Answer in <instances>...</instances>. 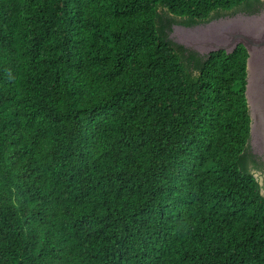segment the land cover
<instances>
[{
  "label": "trees",
  "instance_id": "trees-1",
  "mask_svg": "<svg viewBox=\"0 0 264 264\" xmlns=\"http://www.w3.org/2000/svg\"><path fill=\"white\" fill-rule=\"evenodd\" d=\"M264 0H0V264H264L248 52L170 39Z\"/></svg>",
  "mask_w": 264,
  "mask_h": 264
},
{
  "label": "water",
  "instance_id": "water-1",
  "mask_svg": "<svg viewBox=\"0 0 264 264\" xmlns=\"http://www.w3.org/2000/svg\"><path fill=\"white\" fill-rule=\"evenodd\" d=\"M170 39L200 54L225 51L243 45L248 52L245 96L250 124L249 144L264 155V10L238 13L195 26L174 24ZM264 192V177L255 173Z\"/></svg>",
  "mask_w": 264,
  "mask_h": 264
},
{
  "label": "flooded vegetation",
  "instance_id": "flooded-vegetation-1",
  "mask_svg": "<svg viewBox=\"0 0 264 264\" xmlns=\"http://www.w3.org/2000/svg\"><path fill=\"white\" fill-rule=\"evenodd\" d=\"M170 34H171V33H170ZM170 34H169V35H170ZM250 149H251L253 155L255 156V160H256V162H257V163H260V164H262V166H264V155L261 154V153L256 152L255 148H253L252 145H250ZM258 173H259V172H258Z\"/></svg>",
  "mask_w": 264,
  "mask_h": 264
},
{
  "label": "rangeland",
  "instance_id": "rangeland-1",
  "mask_svg": "<svg viewBox=\"0 0 264 264\" xmlns=\"http://www.w3.org/2000/svg\"><path fill=\"white\" fill-rule=\"evenodd\" d=\"M262 193L264 194V192L262 191Z\"/></svg>",
  "mask_w": 264,
  "mask_h": 264
}]
</instances>
